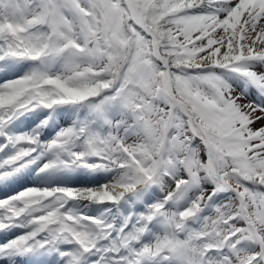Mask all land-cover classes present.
<instances>
[{
  "label": "snow or ice",
  "instance_id": "1",
  "mask_svg": "<svg viewBox=\"0 0 264 264\" xmlns=\"http://www.w3.org/2000/svg\"><path fill=\"white\" fill-rule=\"evenodd\" d=\"M0 264H264V0H0Z\"/></svg>",
  "mask_w": 264,
  "mask_h": 264
}]
</instances>
